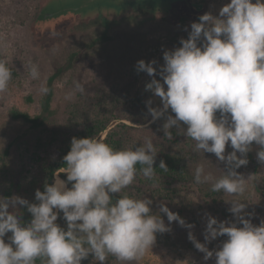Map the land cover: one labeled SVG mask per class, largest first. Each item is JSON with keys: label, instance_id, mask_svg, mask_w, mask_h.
<instances>
[{"label": "clouds", "instance_id": "9594fccd", "mask_svg": "<svg viewBox=\"0 0 264 264\" xmlns=\"http://www.w3.org/2000/svg\"><path fill=\"white\" fill-rule=\"evenodd\" d=\"M179 44L163 51L159 70L155 60L136 62L138 73L152 77L145 90L160 100L159 107L151 99L145 102L150 122L164 118L165 138L172 140L171 130L178 129L195 142L194 151L223 162L218 179L198 165L195 183L211 182L213 192L240 195L249 177L237 169L249 163L253 145L259 146L256 159L264 164V0H230L218 15H200ZM30 75L39 78L38 66L31 65ZM11 79L12 69L0 59V93ZM76 89L84 91L80 84ZM226 147L232 150L226 153ZM157 154L150 138L118 150L93 137H72L63 156L66 167L60 170L66 179L55 175L43 191L35 190L34 202L0 196V264H35L37 258L44 264H82L90 255L99 264L109 256L130 264L151 249L157 233L170 232L172 222L194 228L165 204L158 213L167 217V225L153 212L151 199L117 195L135 183L137 164L144 177L155 175ZM158 167L168 170L164 160ZM229 204L233 221L206 213L204 243L191 231L188 239L204 261L215 257V264H264V220L254 225L246 203ZM24 211L30 220L23 219ZM221 236L227 238L209 250L207 244Z\"/></svg>", "mask_w": 264, "mask_h": 264}, {"label": "rangeland", "instance_id": "374dc122", "mask_svg": "<svg viewBox=\"0 0 264 264\" xmlns=\"http://www.w3.org/2000/svg\"><path fill=\"white\" fill-rule=\"evenodd\" d=\"M230 0H0V49L19 76L12 84L15 98L0 94V196L10 180L21 181L22 173L31 164L33 141L50 131H65L73 108L95 111L107 118L108 129L114 128L126 147L140 146L150 138L157 152L178 154L185 161L187 176L172 183L142 182L135 198H149L151 208L160 214L165 224L167 217L159 212L161 204L194 224L191 230L172 222L170 232L157 233L150 250L130 264H215V257L204 261L188 239L189 231L204 243L206 213L219 221H233L228 211L231 202L246 203L251 222L259 225L264 220V164L256 159L259 146L247 154L249 163L237 169L247 180L246 190L240 195L213 192L211 182L197 184L194 171L198 165L214 178L224 174V164L214 154L194 151L195 142L182 131L173 128L172 140L164 137V118L151 123L146 101L160 106L145 85L150 82L144 72H137L139 60H155L154 67L162 66L163 51L179 47L186 39L192 22L219 9ZM100 16L112 20L105 29ZM105 33V35H104ZM76 53L73 65L54 82V93L49 113L43 124L30 123L10 117V103L30 93L32 109L40 111V101L47 77L66 63L70 53ZM31 65L38 66L39 78L30 75ZM156 79H161L158 75ZM161 82H163L161 80ZM83 86L84 91L76 89ZM105 131L96 139L101 140ZM2 143V142H0ZM7 149V153L4 151ZM232 149L226 147V153ZM25 174V173H24ZM136 183V181H135ZM135 183L130 187L135 189ZM140 187V184L136 183ZM134 191V190H133ZM24 198L22 191L13 190L11 196ZM246 218H249L246 216ZM239 226V225H238ZM226 236L207 244L209 250L219 248ZM91 264H99L93 259ZM105 264H124L109 256Z\"/></svg>", "mask_w": 264, "mask_h": 264}, {"label": "trees", "instance_id": "16d2710c", "mask_svg": "<svg viewBox=\"0 0 264 264\" xmlns=\"http://www.w3.org/2000/svg\"><path fill=\"white\" fill-rule=\"evenodd\" d=\"M112 20H109L106 16H100V24L106 28L109 27ZM105 35V33H104ZM76 58V53H70L66 63L58 66L48 77L46 87L48 89L47 93L43 95L40 101V111L36 112L32 109L33 99L30 93L22 95L20 100L17 102H11L8 112L10 117L13 119H19L23 122L30 123L31 126H38L43 124L47 113H49L50 103L54 93V82L62 75L63 72L67 71L72 65ZM0 59L7 61L8 66L12 69V79L9 82V86L6 92L0 93L5 96V94L12 95L14 98L16 92L13 85L15 78L19 76L15 68H13L8 60H6L3 51L0 49ZM13 83V84H12ZM6 97V96H5ZM32 105V106H31ZM96 114L92 112L89 115L88 111H79L77 108H73L70 113V125L67 126L65 131H50L44 136H38L33 141V150L31 153V164L29 168H25L22 173V180L14 181L10 180L9 185L6 188L4 195H11L13 190L22 191L24 198L29 202H34V193L36 189L43 191V185L45 183L51 184L54 176L60 175L61 179H66V175L61 173V168L66 167L64 165L63 156L68 152L70 147V141L72 137L82 138V137H93L96 138L101 132L108 128L107 118L100 117V112L95 111ZM103 141L114 149H125L128 148L124 145L123 139L119 137L118 133L114 128L108 129L105 136L100 140ZM7 153V149L4 151ZM160 160H164L168 170L165 171L158 167ZM138 173L136 177V183L140 184L136 186L135 189L129 187L124 190L123 193L117 195L127 194L132 197L140 191L139 188L142 187V182H152V181H164V182H175L178 180L185 179L187 176V168L184 159H182L178 154L168 153V152H158L156 161L154 164L155 175L152 178L144 177L139 169L141 165H136ZM134 190V191H133ZM115 199V197H114ZM62 215V214H61ZM31 216L29 213L24 211L23 219L25 221L30 220ZM61 226L64 225V221L59 219L57 221ZM93 258L91 255L87 260L82 261V264H91ZM35 264H44L41 258H37Z\"/></svg>", "mask_w": 264, "mask_h": 264}, {"label": "water", "instance_id": "95a60500", "mask_svg": "<svg viewBox=\"0 0 264 264\" xmlns=\"http://www.w3.org/2000/svg\"><path fill=\"white\" fill-rule=\"evenodd\" d=\"M104 131H105V134H106V132H107V129H106V130H104ZM105 134H104V136H105ZM56 175H57V174H56ZM52 180H53V179H52ZM52 180H51V181H52Z\"/></svg>", "mask_w": 264, "mask_h": 264}, {"label": "bare ground", "instance_id": "6f19581e", "mask_svg": "<svg viewBox=\"0 0 264 264\" xmlns=\"http://www.w3.org/2000/svg\"><path fill=\"white\" fill-rule=\"evenodd\" d=\"M53 181V180H52Z\"/></svg>", "mask_w": 264, "mask_h": 264}]
</instances>
